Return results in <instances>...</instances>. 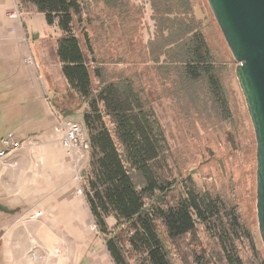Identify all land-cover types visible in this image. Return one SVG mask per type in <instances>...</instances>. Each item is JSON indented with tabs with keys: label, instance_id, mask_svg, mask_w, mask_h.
I'll return each mask as SVG.
<instances>
[{
	"label": "rangeland",
	"instance_id": "obj_1",
	"mask_svg": "<svg viewBox=\"0 0 264 264\" xmlns=\"http://www.w3.org/2000/svg\"><path fill=\"white\" fill-rule=\"evenodd\" d=\"M191 1L217 61L224 66L230 119L220 116L203 90L186 89L174 71H162L161 63L153 60L150 43L155 39L154 48L161 44L155 18L164 15L153 7L158 3L166 9L168 1L154 0L153 6L150 0H86L84 25L105 79L129 78L155 110L169 144L164 173L176 179L190 173L199 190L222 194L236 204L264 253L256 208L257 145L235 73L237 62L208 1ZM61 33L33 4L0 0V139L9 131L26 139L0 177V264H114L94 228L84 195L88 158L78 167L67 159L69 170L61 173L66 154L55 144L58 133L52 127L57 115L48 100L55 94L46 81L48 74L57 87L67 86L55 50ZM54 102L72 106L76 98ZM70 118L82 121L80 115ZM181 192L180 185L170 198ZM40 209L41 218H29ZM187 245L182 240L180 264H191ZM132 264L138 263L132 260Z\"/></svg>",
	"mask_w": 264,
	"mask_h": 264
},
{
	"label": "trees",
	"instance_id": "obj_2",
	"mask_svg": "<svg viewBox=\"0 0 264 264\" xmlns=\"http://www.w3.org/2000/svg\"><path fill=\"white\" fill-rule=\"evenodd\" d=\"M165 1L166 9L158 3L153 7L155 13L164 14L154 17L160 24L156 33L161 44L154 48L155 39L151 41L153 60L161 63L162 71H174L186 89L203 90L220 116L230 119L224 66L205 37L203 20L196 16L191 0ZM18 2L33 4L48 24L56 23L62 31L56 54L67 86L57 87L47 74V88L55 94L48 100L61 119L80 115L87 131L90 151L84 195L112 262L180 264L183 240L188 242L191 264H264L263 247L236 204L222 194L199 190L190 173L180 179L164 173L169 151L165 131L134 82L122 76L105 79L84 25L86 0ZM66 96H74L75 105L53 103ZM180 185L182 192L171 199ZM110 217L115 219L112 224Z\"/></svg>",
	"mask_w": 264,
	"mask_h": 264
},
{
	"label": "water",
	"instance_id": "obj_3",
	"mask_svg": "<svg viewBox=\"0 0 264 264\" xmlns=\"http://www.w3.org/2000/svg\"><path fill=\"white\" fill-rule=\"evenodd\" d=\"M235 59L256 139V208L264 246V0H207Z\"/></svg>",
	"mask_w": 264,
	"mask_h": 264
},
{
	"label": "built area",
	"instance_id": "obj_4",
	"mask_svg": "<svg viewBox=\"0 0 264 264\" xmlns=\"http://www.w3.org/2000/svg\"><path fill=\"white\" fill-rule=\"evenodd\" d=\"M12 16V14H11ZM31 62V60H30ZM55 115H57L55 113ZM56 126L53 129L58 133V139L66 153L73 159L78 167L79 163L90 151V140L82 122L74 119H61L57 116ZM26 143V139L19 137L13 131L7 132L0 139V171L1 167L8 163V159L16 152L21 150ZM81 170V169H80ZM80 170L76 173V179L80 181ZM81 192V189H79ZM43 211L35 210L29 218L37 220L43 216ZM96 228V225H94Z\"/></svg>",
	"mask_w": 264,
	"mask_h": 264
},
{
	"label": "crops",
	"instance_id": "obj_5",
	"mask_svg": "<svg viewBox=\"0 0 264 264\" xmlns=\"http://www.w3.org/2000/svg\"><path fill=\"white\" fill-rule=\"evenodd\" d=\"M57 47V46H56ZM56 50V49H55ZM58 116V115H57ZM55 124V123H54ZM54 126V125H53ZM53 128V127H52ZM53 131V130H52ZM51 135H52V133H50ZM50 136V135H49ZM56 141H55V144H58V146H60L62 149H63V151H62V153H64L65 152V154H66V156L65 157H63L62 159H65L66 161H64L63 163H67V165H64L63 167L64 168H62V170H61V173H66L65 171H68L69 170V168H68V163H69V161L67 160V159H72V158H70L69 157V155L66 153V151H65V149L63 148V146L61 145V143H60V141H59V139H58V137L55 139ZM88 158V160H87V162L89 161V153L85 156V158H84V160L85 159H87ZM9 166H11V164H10V160L8 159V163H6L5 165H3L2 167H1V171H0V177H1V175H2V173H3V170L4 169H6V168H8ZM71 186V188H73L74 187V185L72 184V185H70ZM68 188H69V186H68ZM70 188V189H71ZM69 192V191H68ZM67 195H68V193H67ZM56 207H57V205H56ZM82 207V206H81ZM110 255V254H109ZM85 258V257H84ZM86 259V258H85ZM110 259H111V256H110ZM111 262H112V259H111ZM113 263V262H112Z\"/></svg>",
	"mask_w": 264,
	"mask_h": 264
}]
</instances>
